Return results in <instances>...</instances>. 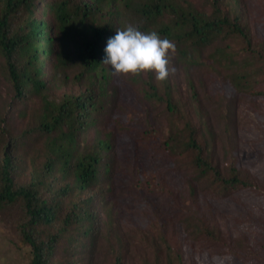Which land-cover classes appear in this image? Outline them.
Returning a JSON list of instances; mask_svg holds the SVG:
<instances>
[{"label":"trees","instance_id":"obj_1","mask_svg":"<svg viewBox=\"0 0 264 264\" xmlns=\"http://www.w3.org/2000/svg\"><path fill=\"white\" fill-rule=\"evenodd\" d=\"M245 4L0 0V76L7 88L1 107L21 120L12 131L0 116V218L27 248L22 264H95L100 248L109 253L108 264H125L128 241L120 236L111 203L117 163L113 137L136 119L116 116L108 127L118 76L102 61L107 40L129 24L175 43L169 67L183 70L189 90L187 99L181 98L170 75L163 83L151 72L121 76L137 85L144 101L133 148L142 178L138 175L134 184L152 195L156 188L170 193L157 173L142 170L139 159L142 142L160 138L158 147L171 158V168L185 175L189 213L178 218L183 230L192 240L220 241L209 200L199 212L196 194L212 191L221 199L251 181L233 157L226 162L230 151L223 148L221 159L216 154L217 132L209 117L214 100L202 74L212 71L238 91L264 93L258 85L264 80V40L250 29ZM155 240L148 264H185L164 231Z\"/></svg>","mask_w":264,"mask_h":264},{"label":"rangeland","instance_id":"obj_2","mask_svg":"<svg viewBox=\"0 0 264 264\" xmlns=\"http://www.w3.org/2000/svg\"><path fill=\"white\" fill-rule=\"evenodd\" d=\"M241 8L250 29L264 40V0H246ZM175 69V73L170 74L171 81L179 96L187 99V77L181 68ZM190 76L201 94L198 77L194 73ZM202 79L210 101L214 100L210 104L209 117L217 132L216 154L221 159L223 148L230 151L231 157L227 155L226 162L233 157L235 165L250 179L251 185L233 190L221 199L215 198L212 191L196 194L195 208L199 206V212L205 211V199L209 200L212 222L220 241L201 237L192 240L178 221L180 214L189 213L184 204L188 197L185 175L171 168V158L158 147L160 138L144 140L139 159L142 170L146 174L157 173L170 193L154 187L156 190L152 195L134 184L135 178L142 176L135 167L133 148L136 131L143 125L139 115L144 101L140 100L136 84L118 76L117 104L106 119L108 127L113 125L116 116L127 118L133 114L136 119L130 128L115 131L113 137L117 163L111 203L120 236L128 241L125 264H148L158 231L166 233L182 254L185 264H264V93L238 91L227 79L212 71L203 72ZM258 83L264 87V80ZM6 94V82L0 76V116L6 118L9 129L14 131L21 126V120L5 105L1 107L4 104L1 98ZM227 106L230 115L223 114ZM226 125H230L228 131L224 130ZM224 160H221L222 164H225ZM157 245L161 249L159 239ZM105 249H99L95 264H108L109 253ZM26 259L27 248L18 241L9 222L0 218V264H22Z\"/></svg>","mask_w":264,"mask_h":264},{"label":"clouds","instance_id":"obj_3","mask_svg":"<svg viewBox=\"0 0 264 264\" xmlns=\"http://www.w3.org/2000/svg\"><path fill=\"white\" fill-rule=\"evenodd\" d=\"M103 63L110 65L113 75L139 76L154 73L155 80L163 83L174 74L175 67H169L170 54L176 52V45L167 38H161L156 31L142 32L129 24L117 29L107 40Z\"/></svg>","mask_w":264,"mask_h":264}]
</instances>
